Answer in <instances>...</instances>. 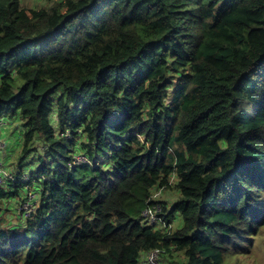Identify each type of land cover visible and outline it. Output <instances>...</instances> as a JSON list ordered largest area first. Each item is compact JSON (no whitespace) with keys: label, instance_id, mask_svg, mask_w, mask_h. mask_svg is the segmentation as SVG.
Returning <instances> with one entry per match:
<instances>
[{"label":"trees","instance_id":"1","mask_svg":"<svg viewBox=\"0 0 264 264\" xmlns=\"http://www.w3.org/2000/svg\"><path fill=\"white\" fill-rule=\"evenodd\" d=\"M14 119L0 264H239L264 224V0H0V130ZM173 176L181 228L143 225Z\"/></svg>","mask_w":264,"mask_h":264},{"label":"rangeland","instance_id":"2","mask_svg":"<svg viewBox=\"0 0 264 264\" xmlns=\"http://www.w3.org/2000/svg\"><path fill=\"white\" fill-rule=\"evenodd\" d=\"M59 0H22L23 5L29 9L43 8V7H51L55 2ZM23 134L22 123L19 119H14L13 121L6 123L0 130V144L7 145L9 150L16 148L15 152L11 155L10 159L7 161L8 153H6V160L3 162L4 167L7 169V166H10L18 159L21 148L18 146L21 141V136ZM3 158V153L0 155V160ZM78 161H85V158L78 157ZM174 182V180H172ZM174 184V183H173ZM159 190L154 191L157 193ZM178 191L172 187L168 190H164L161 194L160 201L170 205L175 202L179 198ZM31 210L30 207L25 206L24 210ZM11 214V213H10ZM10 220L15 224L17 222V214L9 217ZM183 221L180 217H177L175 222L173 223V232L177 229L181 228ZM253 242L248 245L246 248H249L247 251H244L237 257V254L231 256L230 261L239 263V264H264V224L260 229L254 233L252 236ZM168 254L165 253L163 256L161 264H167L168 261L172 260H181L183 258V254L173 249H168ZM171 252V253H170ZM146 260V255H142L140 264H143Z\"/></svg>","mask_w":264,"mask_h":264},{"label":"built area","instance_id":"3","mask_svg":"<svg viewBox=\"0 0 264 264\" xmlns=\"http://www.w3.org/2000/svg\"><path fill=\"white\" fill-rule=\"evenodd\" d=\"M3 147L4 146L0 144V151L3 149ZM6 177L11 176H8L6 172L0 169V183H2ZM172 184L173 182H171V185ZM163 191L164 188L160 189L157 193L153 194L147 201L148 206L145 212L143 213L142 223L146 226L154 227L156 229L165 230L168 233H172L173 225L170 224L163 216L162 206L158 203ZM26 210V217H28L30 215L31 210ZM164 252L165 250L159 248L152 250L146 255V260L143 264H161Z\"/></svg>","mask_w":264,"mask_h":264},{"label":"clouds","instance_id":"4","mask_svg":"<svg viewBox=\"0 0 264 264\" xmlns=\"http://www.w3.org/2000/svg\"><path fill=\"white\" fill-rule=\"evenodd\" d=\"M4 147H3V149L2 150H4L5 148H6V144H2ZM1 150V151H2ZM1 151H0V153H1ZM0 166H1V164H0ZM1 170H3L4 172H6L3 168H0ZM7 174H8V176H10V174L8 173V172H6ZM7 178H12V177H6L5 179H7ZM4 179V180H5ZM172 180H174V184H172L171 185V183H170V187L169 188H164V190H168V189H170L171 187H174L175 185H176V183H177V179L175 178V176H173L172 178H171V182H172ZM4 182V181H3ZM3 182L2 183H0V184H3ZM160 189H162V188H160ZM160 189H155L154 191H156V190H160ZM154 191H153V193H152V195L153 194H155L154 193ZM150 199V198H149ZM160 201V200H159ZM161 206H162V203H164V202H158ZM25 211H27V210H25ZM163 211V210H162ZM142 216H143V214H142ZM142 220H143V217H142ZM142 222V221H141ZM169 222V221H168ZM170 223V222H169ZM174 223V222H173ZM173 223H170V224H172L173 225ZM143 224V223H142ZM144 225V224H143ZM146 226V225H145ZM148 227H150V226H148ZM160 230V229H159ZM165 231V230H164ZM165 232H167V231H165ZM168 233V232H167ZM158 249V248H157ZM159 249H161V248H159ZM155 250V249H154ZM164 250V249H163ZM163 256H165V252H164V254H163ZM162 259H163V257H162Z\"/></svg>","mask_w":264,"mask_h":264},{"label":"crops","instance_id":"5","mask_svg":"<svg viewBox=\"0 0 264 264\" xmlns=\"http://www.w3.org/2000/svg\"><path fill=\"white\" fill-rule=\"evenodd\" d=\"M1 162V161H0Z\"/></svg>","mask_w":264,"mask_h":264}]
</instances>
